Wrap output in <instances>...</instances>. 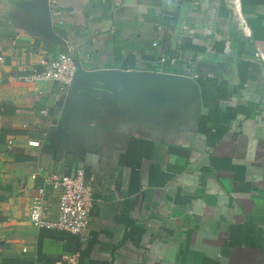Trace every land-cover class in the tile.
I'll use <instances>...</instances> for the list:
<instances>
[{"label":"crops","instance_id":"0c3cea01","mask_svg":"<svg viewBox=\"0 0 264 264\" xmlns=\"http://www.w3.org/2000/svg\"><path fill=\"white\" fill-rule=\"evenodd\" d=\"M31 2L0 0V264H264V0H240L246 28L230 0H49L66 44ZM67 45L84 69L195 78L199 120L177 96L153 113L141 85L58 127L68 89L19 77ZM77 169L96 199L83 244L28 216L50 172Z\"/></svg>","mask_w":264,"mask_h":264},{"label":"water","instance_id":"95a60500","mask_svg":"<svg viewBox=\"0 0 264 264\" xmlns=\"http://www.w3.org/2000/svg\"><path fill=\"white\" fill-rule=\"evenodd\" d=\"M26 11L40 34L66 44L65 40L53 28L49 0H33ZM73 62L75 73L65 94V103L57 123L58 127L66 126L74 113L81 115L88 113L100 104L101 99L106 100L112 97L113 93L119 95L120 91L136 93L137 89L134 88H139L141 85L148 87L147 91L150 90L152 93L149 94V97L142 96L138 100L142 99V102H147L153 113L158 111L159 97L160 102L163 97L167 100L168 111L171 112L172 101L175 106V97L177 96L180 99L181 107L185 111L188 108H193V117L195 120H199L200 88L195 78L191 76L137 69L88 70L82 67L75 55H73ZM157 97L158 99H156Z\"/></svg>","mask_w":264,"mask_h":264},{"label":"built area","instance_id":"2783aa9c","mask_svg":"<svg viewBox=\"0 0 264 264\" xmlns=\"http://www.w3.org/2000/svg\"><path fill=\"white\" fill-rule=\"evenodd\" d=\"M236 8L237 15L241 18L244 28L246 21L240 12V0H230ZM74 48L66 46L54 57H47L41 61V68H29L19 78L25 82H53L58 84L59 90L65 92L70 86L74 73L75 64L73 62ZM263 60L264 58L260 56ZM161 64L166 62V58L161 57ZM42 113L47 115V110ZM34 176V175H33ZM56 191L57 215L54 219L45 216L47 209L46 193ZM96 199L92 196L85 181L82 169H77L71 174H60L50 172L42 185L37 187V195L31 203L29 210V220L36 228L62 230L78 236L83 244L89 238L87 233L90 220V213ZM79 251L72 254H64L62 259L70 264H79Z\"/></svg>","mask_w":264,"mask_h":264},{"label":"trees","instance_id":"16d2710c","mask_svg":"<svg viewBox=\"0 0 264 264\" xmlns=\"http://www.w3.org/2000/svg\"><path fill=\"white\" fill-rule=\"evenodd\" d=\"M199 84H200V87H201L202 89H204V87H205V83H204L203 81L199 80ZM209 120H210V116H209V115H207V116L202 115V116H201V119H200V127H201V130H203V131H208V129L210 128ZM52 232L55 233L56 231H55V230H52V231H51V235H52ZM81 251H82V250H81ZM209 264H213V263L211 262V263H209Z\"/></svg>","mask_w":264,"mask_h":264}]
</instances>
